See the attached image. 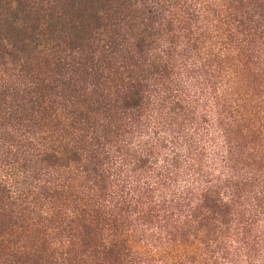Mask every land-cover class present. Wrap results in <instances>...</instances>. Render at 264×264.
Listing matches in <instances>:
<instances>
[{"label":"trees","instance_id":"16d2710c","mask_svg":"<svg viewBox=\"0 0 264 264\" xmlns=\"http://www.w3.org/2000/svg\"><path fill=\"white\" fill-rule=\"evenodd\" d=\"M262 136L264 0H0V142L95 261L264 264Z\"/></svg>","mask_w":264,"mask_h":264},{"label":"rangeland","instance_id":"374dc122","mask_svg":"<svg viewBox=\"0 0 264 264\" xmlns=\"http://www.w3.org/2000/svg\"><path fill=\"white\" fill-rule=\"evenodd\" d=\"M4 78L10 77L5 76L4 72ZM258 87L259 82H252V78L244 84L242 95L248 105H255L251 101L258 92ZM260 139L263 151H260L256 145L259 153L253 156L264 155L263 136ZM7 147V143L0 142V185L6 186L9 192L8 198L3 200L4 208L0 209V214L5 212L10 216L13 215L14 220H11L8 226L2 227L3 229L0 227V264H95L96 262L109 264L105 259L95 261L91 258L89 254H94L91 249L87 250L89 254H85L86 250L81 247V242L83 243L84 240H76L77 238L68 234H60V225L63 221H58L57 214L53 211L60 210L44 205V200L33 201V197L22 185L24 175L20 180L16 178V148L7 149ZM8 151L12 153L7 155ZM68 203L64 209L61 208L65 210L66 216H69L72 206L70 201ZM135 241L138 239L134 238L128 242L130 246L139 250L140 246L135 244ZM139 252L142 255L147 254L144 249Z\"/></svg>","mask_w":264,"mask_h":264}]
</instances>
